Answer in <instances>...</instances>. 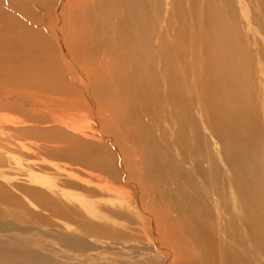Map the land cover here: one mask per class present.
<instances>
[{
    "label": "bare ground",
    "instance_id": "bare-ground-1",
    "mask_svg": "<svg viewBox=\"0 0 264 264\" xmlns=\"http://www.w3.org/2000/svg\"><path fill=\"white\" fill-rule=\"evenodd\" d=\"M63 1H71L69 11L67 3L58 0L9 1L6 6L19 8L24 22L0 14V37H8L6 49L19 58L9 60L0 54V74L8 77L3 85L12 87L10 108L24 114L22 127L41 130L46 125L45 138L56 144L52 149L62 153L71 168L111 180L94 175L95 183H83V188L90 195L118 198L120 207L101 210L152 232L156 264H264V131L259 115L264 118V88L256 95L251 90L254 75L264 83V56H260L264 55V0H256L257 14L241 7L242 29L227 1L222 6L214 0H185L184 5L183 0H170L172 10L157 30L158 16L143 13L151 6L148 0ZM28 2L30 11L22 7L25 4L20 6ZM79 4L86 10L84 22L76 13ZM55 6L54 17L50 13ZM253 23L261 29L259 41ZM51 24L59 44L56 50H49L48 37L36 30ZM66 25L70 30L75 26L74 35L65 31ZM11 29L14 33L7 32ZM244 29L249 35L241 32ZM247 38L253 45L260 42L261 48L249 51ZM163 103L170 106L168 114L179 134L173 145L180 142L182 163H197L195 170L211 192L217 223L213 224V211L203 197L185 195L173 174L177 165L173 160L169 167V154L160 149L157 141L161 140L156 141L161 120L157 109ZM53 111L78 115L59 117ZM193 112L200 113L219 146V161L227 173L224 183L211 158L213 176L202 170L198 158L203 152L196 144L200 134L195 126L191 147L183 143L185 121ZM89 120L95 130L80 123ZM122 186L133 194H125ZM222 187L228 190L236 213ZM129 207L138 213V221L133 217L130 221ZM223 214L230 216L224 224ZM235 222L241 224L243 237Z\"/></svg>",
    "mask_w": 264,
    "mask_h": 264
},
{
    "label": "rangeland",
    "instance_id": "rangeland-1",
    "mask_svg": "<svg viewBox=\"0 0 264 264\" xmlns=\"http://www.w3.org/2000/svg\"><path fill=\"white\" fill-rule=\"evenodd\" d=\"M1 1L0 14L5 15L6 13H9V18H17L19 21L22 20V22H24L22 19L23 16L19 15V8L16 9L15 7L14 9H10L6 6L10 4L8 3L9 1L15 2V0H6V2H4L5 4H1ZM184 1L185 0L182 1L183 5L185 4ZM214 1L222 6L227 5L224 3L226 1L230 4V7L235 13V20L237 23L239 22L238 25L240 29H242L241 22L243 21L241 17V7H245L252 13H259V7L256 0ZM62 2L66 1L58 0V3L62 4ZM29 3L30 2L21 3L20 6L25 4L26 6L23 5L22 7H29L28 9L30 11L31 4ZM66 3L67 4H63L66 5L67 10L69 11V9H71V5H69L71 4V1H67ZM146 3H148V6L151 4V6L143 12L144 16L151 15V12L154 13V15L158 16V19H160V22L156 19L155 30H157L158 27L159 29L160 27H164L162 20L166 14L172 10L170 9V0H157V2L156 0H148ZM56 7L57 6L51 9L50 13L54 17L57 15V12H55ZM62 8L64 9V6H62ZM155 10L159 12L158 15ZM37 11L41 15V10H38L36 7L34 12L36 13ZM85 11L86 10L83 9L80 4L77 5L76 13L81 22L85 21ZM52 24L51 27L47 25L37 26L36 30L42 32V34L44 33L46 36L45 38H49H47L49 43L48 40L45 39V42H47L45 44H48L47 47L49 50L53 47V49L56 50L59 44H57L56 38L53 37L54 33L51 30ZM252 26L254 29L253 33L257 41H259V38L263 36L261 29L254 23ZM56 27V23L54 22L53 28L56 29ZM67 27L68 26L66 25L65 31L68 34L73 33L74 35L75 26L72 27V30ZM69 27H71V25ZM10 31L14 33L12 29L7 30V32ZM241 32L246 33L245 29L243 31L241 30ZM257 32H260V35H258ZM80 34L84 35L85 32H80ZM6 37H0V41L4 40V43H2L3 46L0 48V54L2 57L9 58V60L11 57V60L19 59L6 49L7 46H5V43L10 41L8 37ZM247 39L249 51L261 48L260 42L253 45L250 38ZM240 41L242 40L240 39ZM9 53L10 55H8ZM23 54L24 53H21L19 56H22ZM260 56L264 55L260 53ZM254 63L258 65L256 60H254ZM5 78L8 77L0 74V85L7 87L4 89L3 87L0 88V259H9L11 263L15 262V264H156V248L152 244L154 242L152 239L153 235H151L152 232H144L138 224L129 225L127 221L107 215L101 210V207L103 206H107L108 209L120 207L118 198L103 197L98 194L96 195L93 192H91L92 194L90 195L85 192L86 189L83 188V183L88 181L95 183V180L93 179L94 175L100 176L105 181L109 180L111 182V180L92 171L89 172L91 173L89 174L92 177L91 178L86 173L79 172L78 168H71L68 159L66 161V158L62 153L52 149L56 144L53 142H50V144L49 140L45 138V136L48 135L46 132V125H42V127H40V125L39 127L41 130H34L26 125L22 127L23 125L20 124V121L24 120V114L10 108L9 103L11 100L12 87L10 85H3V80ZM261 87L264 88V83L259 82V79L254 75L251 83V90H254V95L261 93ZM254 99L255 98H253V100ZM166 104L167 103L160 106V109L156 108L157 113H160L158 117L161 118V120H159V125H156V141L159 138V141H161H157V143L160 149H162V151L165 150L169 154V165L172 163L169 167L174 165L173 160L175 165H177L173 174L177 176L176 179L183 187L185 195H190L189 197L193 199L203 197L205 205H208L210 210L213 211L211 213L213 224L217 223V211L210 198L211 192L209 188L204 185L200 175L196 173L195 164L197 163H182L181 154L184 151L181 149L183 148H180V142L177 143V147L176 145H173V143L179 140V134L177 126L174 123L175 120L168 114L170 113L171 108ZM1 105L2 107H5L2 108ZM253 106L259 108L256 104H253ZM53 112L59 115V117L61 114L62 116L66 114H70V116L74 114L76 116L78 115L74 112L66 113V111ZM165 112L168 115L165 114ZM193 113L194 114L187 117L185 121L187 126L185 128L183 143L188 147H191L193 144V128L195 126L200 134L199 141H197L196 144L203 152V156H200V159L198 158L202 170L206 175L213 176L208 161L211 158L212 162L220 171L221 182L224 183V178L227 173L225 166L219 161V146L206 129L200 113ZM259 115L261 127L264 131V118L262 113H259ZM162 116L164 117V120H162ZM90 121L91 120L86 123H80L88 128H90L91 125L95 130L96 127L92 126L93 122ZM51 125V123H48L47 126ZM159 134H162L164 138L161 139ZM39 136L43 140H40ZM194 149H196V146ZM59 157H63V160ZM160 161V163L164 162L163 160ZM76 176L78 177L76 178ZM187 176H189V180L191 179V183H187V181H189ZM225 186L226 185L224 184V187ZM122 187L125 194H133V190L128 186ZM162 187H164L163 184L161 188ZM224 187H222V190H224V193L226 194L228 206L236 213L230 202L231 198L228 195L229 192ZM195 193L197 194L196 197ZM44 202H47L46 206H44ZM56 210L61 213L57 215L53 214L52 212ZM126 213L129 215V218L133 217L136 221L139 220L138 213L132 207H129V210H127ZM228 216L223 214L221 218L223 220L222 224L229 220L230 216ZM134 219L130 221H134ZM234 225V227H237L238 231L241 232L243 237V228L241 224L235 222ZM130 228L136 229L137 232L133 233ZM218 235L219 232L216 231L215 236L217 238ZM221 238L223 239L222 236ZM228 243L231 244L230 241H228ZM248 246L250 245L248 244ZM236 249L239 250L238 248ZM17 261H21V263H18Z\"/></svg>",
    "mask_w": 264,
    "mask_h": 264
}]
</instances>
